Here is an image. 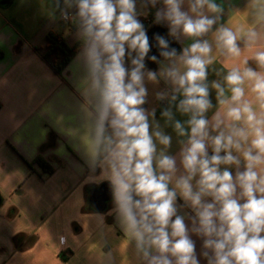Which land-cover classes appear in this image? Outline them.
<instances>
[{"label":"clouds","instance_id":"clouds-1","mask_svg":"<svg viewBox=\"0 0 264 264\" xmlns=\"http://www.w3.org/2000/svg\"><path fill=\"white\" fill-rule=\"evenodd\" d=\"M140 2L173 41L191 42L156 34L149 55L137 0H63L81 41L86 149L116 224L135 264H264V0H250L246 31L221 22L217 0ZM240 41L255 67L232 63ZM220 57L225 74L209 83ZM161 83L157 119L145 105Z\"/></svg>","mask_w":264,"mask_h":264},{"label":"crops","instance_id":"crops-1","mask_svg":"<svg viewBox=\"0 0 264 264\" xmlns=\"http://www.w3.org/2000/svg\"><path fill=\"white\" fill-rule=\"evenodd\" d=\"M217 3L225 10L221 22L244 31L253 26L250 0ZM63 9V0H0V264H135L111 201L102 212L89 203L90 191L108 184L86 149L81 41L74 9L69 24L60 20ZM137 10L147 12L139 16L147 33L159 26L173 41L154 23L155 9L137 0ZM258 30L264 44V26ZM49 33L61 35L69 48L78 46L59 74L42 60ZM173 42L180 49L191 41ZM240 43L244 51L232 63L242 66L247 58L255 67L254 49ZM223 59L210 66L209 83L222 80ZM147 66L157 68L150 61ZM148 87L145 107H155L160 119L166 101L154 94L164 86ZM211 98L215 104V90Z\"/></svg>","mask_w":264,"mask_h":264},{"label":"trees","instance_id":"trees-1","mask_svg":"<svg viewBox=\"0 0 264 264\" xmlns=\"http://www.w3.org/2000/svg\"><path fill=\"white\" fill-rule=\"evenodd\" d=\"M77 48L78 46L67 47L61 35L49 33L46 37V48L42 60L54 73L59 74L74 56ZM17 242L18 238L15 239V243Z\"/></svg>","mask_w":264,"mask_h":264},{"label":"water","instance_id":"water-1","mask_svg":"<svg viewBox=\"0 0 264 264\" xmlns=\"http://www.w3.org/2000/svg\"><path fill=\"white\" fill-rule=\"evenodd\" d=\"M156 34L164 36V31L159 26H153L147 33L149 37L150 44L153 45L151 52L149 55H158V48L156 47V41L154 39V36ZM170 44L172 47H175L178 49L177 45L170 41ZM111 201L110 191L108 185H103L97 190H91L89 193V203L93 210L97 212H102L106 209L107 204ZM1 204V199H0Z\"/></svg>","mask_w":264,"mask_h":264},{"label":"built area","instance_id":"built-area-1","mask_svg":"<svg viewBox=\"0 0 264 264\" xmlns=\"http://www.w3.org/2000/svg\"><path fill=\"white\" fill-rule=\"evenodd\" d=\"M72 18H73L72 13L68 11V17L65 18L63 15H61L60 20L64 24H69L72 21Z\"/></svg>","mask_w":264,"mask_h":264}]
</instances>
